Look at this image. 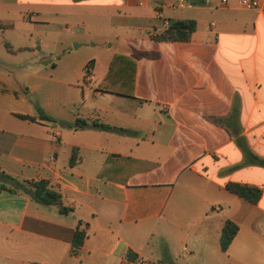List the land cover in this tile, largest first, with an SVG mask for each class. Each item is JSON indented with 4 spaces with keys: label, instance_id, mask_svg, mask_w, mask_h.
<instances>
[{
    "label": "crops",
    "instance_id": "1",
    "mask_svg": "<svg viewBox=\"0 0 264 264\" xmlns=\"http://www.w3.org/2000/svg\"><path fill=\"white\" fill-rule=\"evenodd\" d=\"M186 1L0 0V175L70 209L0 177V264H264V0ZM187 20L189 41L154 38Z\"/></svg>",
    "mask_w": 264,
    "mask_h": 264
},
{
    "label": "trees",
    "instance_id": "2",
    "mask_svg": "<svg viewBox=\"0 0 264 264\" xmlns=\"http://www.w3.org/2000/svg\"><path fill=\"white\" fill-rule=\"evenodd\" d=\"M197 29V23L196 21L193 20H187V21H177L170 23L169 27L162 32L161 34L155 36L154 38L157 41H164V42H187L191 39L192 34L196 31ZM145 56H152L147 53H143ZM119 60L120 58L114 59L115 61ZM115 73L116 72V66L115 64L110 68L109 74ZM124 72H126L124 70ZM127 72H130V69H127ZM108 74V77H109ZM124 75H126L124 73ZM108 81L104 82V86L107 87ZM118 93H123L126 94L125 91L121 90H115ZM131 97V92L128 95ZM40 118L45 121H51L53 122L54 120L44 114L41 110L39 111ZM29 120H34L31 117H24ZM67 126L73 130H82L85 128H88L91 126V124L87 123L84 120L78 119L75 123L73 124H67ZM92 126L95 128H98L100 130L104 131H120V132H125L127 134H133L129 131L125 130H119V129H114L108 125L102 124V123H97L93 122ZM77 154L74 151L72 159H71V164L74 165L77 161L76 158ZM260 164L264 166V160L260 161ZM1 178H4L5 180L9 181L13 186L14 190H21L25 192L26 194L30 195V197L37 202L38 204L41 205H56L59 207L60 212L67 214L70 212V209L66 208L63 206L62 202V195L58 191L52 189L50 187V184L47 181H37V182H24L21 183L17 181L16 179L7 176V175H0ZM2 189H6L5 187H1ZM227 190L230 191L233 194L238 195L239 197L247 200L248 202L252 204H257L260 199L262 198V190L260 188L254 187V186H249V185H241V184H236V183H230L227 185ZM10 191H13L11 189ZM238 226L231 222L227 221L225 223V226L222 231V236L220 240L221 248L225 252L228 250L230 244L232 243L233 239L238 233ZM86 238V233L85 231L81 230L80 227L77 228L74 234L73 242H72V254L77 256L80 252L81 247L83 246L84 240Z\"/></svg>",
    "mask_w": 264,
    "mask_h": 264
},
{
    "label": "built area",
    "instance_id": "3",
    "mask_svg": "<svg viewBox=\"0 0 264 264\" xmlns=\"http://www.w3.org/2000/svg\"><path fill=\"white\" fill-rule=\"evenodd\" d=\"M164 3L165 2H169L171 1L173 3V6L177 7V8H185L187 6L190 5V3L186 0H162ZM240 1V5L244 8H248V9H255L260 5V0H239ZM223 4L227 3V0H222ZM93 69V65L92 63H89L86 66V74L89 75L91 74ZM141 264H150L149 261H142Z\"/></svg>",
    "mask_w": 264,
    "mask_h": 264
},
{
    "label": "rangeland",
    "instance_id": "4",
    "mask_svg": "<svg viewBox=\"0 0 264 264\" xmlns=\"http://www.w3.org/2000/svg\"><path fill=\"white\" fill-rule=\"evenodd\" d=\"M45 6V8H43V10H45L46 9V5H44ZM46 10H49V9H46ZM53 10H55V9H52V11ZM63 23V22H62ZM64 24V23H63ZM62 24V25H63ZM64 26V25H63ZM85 44H87V43H85ZM86 51H88L87 52V55H88V53H91L90 51H93L91 48H89V46L87 47L86 45H84L80 50H79V54H84V53H86Z\"/></svg>",
    "mask_w": 264,
    "mask_h": 264
}]
</instances>
